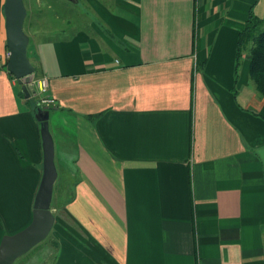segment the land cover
Instances as JSON below:
<instances>
[{
  "label": "crops",
  "instance_id": "crops-1",
  "mask_svg": "<svg viewBox=\"0 0 264 264\" xmlns=\"http://www.w3.org/2000/svg\"><path fill=\"white\" fill-rule=\"evenodd\" d=\"M88 1L71 40L28 55L57 101L58 166L76 181L46 264H264V98L247 57L236 72L264 0ZM5 2L0 242L32 222L43 171L36 105L7 70Z\"/></svg>",
  "mask_w": 264,
  "mask_h": 264
},
{
  "label": "water",
  "instance_id": "water-1",
  "mask_svg": "<svg viewBox=\"0 0 264 264\" xmlns=\"http://www.w3.org/2000/svg\"><path fill=\"white\" fill-rule=\"evenodd\" d=\"M75 2L76 0H67ZM7 70L21 86L26 99L36 79V69L28 57L29 36L24 31L27 9L24 0H6L4 6ZM50 108L38 111L43 146L42 179L35 197L33 220L24 230L5 236L0 244V264H15L50 236L56 223L53 210L55 187L59 178L54 138L50 131Z\"/></svg>",
  "mask_w": 264,
  "mask_h": 264
},
{
  "label": "rangeland",
  "instance_id": "rangeland-1",
  "mask_svg": "<svg viewBox=\"0 0 264 264\" xmlns=\"http://www.w3.org/2000/svg\"><path fill=\"white\" fill-rule=\"evenodd\" d=\"M87 2L89 3L88 0H76L75 2L67 0H24L27 9L24 31L30 38L28 47V55L30 59L33 58V54L37 53V51H41L43 44L47 39L54 42L71 40L75 32L76 23L80 20L89 21V13L84 11H89V5ZM38 96L39 94L30 98V106L33 110L35 108V102L39 99ZM56 118L57 117H55V119ZM70 128L71 127L67 128L69 132ZM58 167L63 171L61 163ZM75 182L74 177L67 176L64 173L63 179L61 180V183L64 185L63 195L66 196L68 190H72V186ZM53 210L55 214H61L63 216V214L57 209L53 208ZM38 248L39 245L27 255L20 258L17 264H30L36 258L41 261L42 259H39Z\"/></svg>",
  "mask_w": 264,
  "mask_h": 264
},
{
  "label": "trees",
  "instance_id": "trees-1",
  "mask_svg": "<svg viewBox=\"0 0 264 264\" xmlns=\"http://www.w3.org/2000/svg\"><path fill=\"white\" fill-rule=\"evenodd\" d=\"M247 57L249 64V77L255 85V88L260 96L264 98V19L258 18L253 11L250 12L243 29L239 34L238 49H237V77L241 66V61ZM12 75V74H11ZM13 76V75H12ZM36 105V113L41 109ZM53 109V108H50ZM63 167V166H62ZM64 172L59 173V178L55 187L53 208L57 209L60 213L65 209L67 203L72 199V190H68L66 196L64 193V185L61 183ZM56 223L54 229L60 227V221H64L61 215L55 214ZM52 233V232H51ZM59 242L52 238V235L46 241L41 243L38 248L39 259L36 258L34 262L38 264H46V260L52 256L54 260L57 257L59 249ZM50 248V249H49ZM50 252H44V251ZM19 261V260H18ZM17 261V262H18ZM17 262L15 264H17ZM31 263V264H34Z\"/></svg>",
  "mask_w": 264,
  "mask_h": 264
},
{
  "label": "built area",
  "instance_id": "built-area-1",
  "mask_svg": "<svg viewBox=\"0 0 264 264\" xmlns=\"http://www.w3.org/2000/svg\"><path fill=\"white\" fill-rule=\"evenodd\" d=\"M10 57V54H9ZM36 88V93L38 96V102L37 105L40 109L44 108H56L57 107V101L55 98L48 95L49 92V80L47 78H40L35 79L34 83L32 84Z\"/></svg>",
  "mask_w": 264,
  "mask_h": 264
}]
</instances>
